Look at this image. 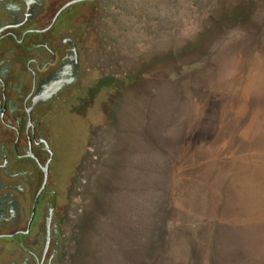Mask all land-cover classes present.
Here are the masks:
<instances>
[{"label": "rangeland", "instance_id": "374dc122", "mask_svg": "<svg viewBox=\"0 0 264 264\" xmlns=\"http://www.w3.org/2000/svg\"><path fill=\"white\" fill-rule=\"evenodd\" d=\"M91 8L49 121L61 264H264V0Z\"/></svg>", "mask_w": 264, "mask_h": 264}, {"label": "flooded vegetation", "instance_id": "af4514ba", "mask_svg": "<svg viewBox=\"0 0 264 264\" xmlns=\"http://www.w3.org/2000/svg\"><path fill=\"white\" fill-rule=\"evenodd\" d=\"M69 1L0 0V264H61L62 189L51 176L49 121L58 106L57 119L67 117L84 89L96 0Z\"/></svg>", "mask_w": 264, "mask_h": 264}, {"label": "water", "instance_id": "95a60500", "mask_svg": "<svg viewBox=\"0 0 264 264\" xmlns=\"http://www.w3.org/2000/svg\"><path fill=\"white\" fill-rule=\"evenodd\" d=\"M80 1H83V0H71V1H69L65 6H68V5L72 4V3H76V2H80ZM65 6H64V7H65ZM64 7H63V8H64ZM44 171H45V182H44L43 187L45 186V184H46V182H47V178H48V170H47L46 168H44Z\"/></svg>", "mask_w": 264, "mask_h": 264}]
</instances>
